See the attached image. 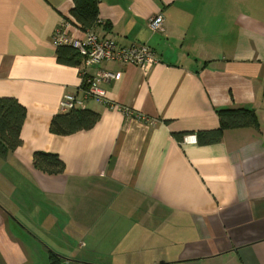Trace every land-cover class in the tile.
I'll return each instance as SVG.
<instances>
[{
    "label": "crops",
    "instance_id": "1",
    "mask_svg": "<svg viewBox=\"0 0 264 264\" xmlns=\"http://www.w3.org/2000/svg\"><path fill=\"white\" fill-rule=\"evenodd\" d=\"M73 0H0V98L27 118L23 144L0 156V264H264V0H99L96 32L159 56L148 74L119 62L61 65L63 20L83 40ZM162 14L163 32L149 21ZM115 74L90 131L51 132L81 73ZM248 108L260 131L228 130L216 145L174 134L217 130L220 109ZM59 155L61 175L33 165ZM126 204L125 210L120 207Z\"/></svg>",
    "mask_w": 264,
    "mask_h": 264
},
{
    "label": "trees",
    "instance_id": "2",
    "mask_svg": "<svg viewBox=\"0 0 264 264\" xmlns=\"http://www.w3.org/2000/svg\"><path fill=\"white\" fill-rule=\"evenodd\" d=\"M74 7L71 15L84 31H94L100 24L99 0H73ZM57 61L61 65L79 67L82 57L71 46H59L56 51ZM220 118V127L212 131L197 133L183 132L174 134L178 141H183L187 135H195L197 144L211 146L223 141L226 131L242 128H253L260 131V122L257 113L248 108L220 109L217 111ZM27 118V111L15 98H0V156L18 149L23 141L21 132ZM101 115L86 108L62 112L53 117L51 132L58 136H71L80 132L90 131L96 127ZM35 169L48 175H61L66 166L57 154L38 152L34 155ZM63 258L51 252V264H62Z\"/></svg>",
    "mask_w": 264,
    "mask_h": 264
},
{
    "label": "built area",
    "instance_id": "3",
    "mask_svg": "<svg viewBox=\"0 0 264 264\" xmlns=\"http://www.w3.org/2000/svg\"><path fill=\"white\" fill-rule=\"evenodd\" d=\"M69 23L63 20L53 35V44L55 47L71 46L76 49L82 57V66L85 68L99 67L105 63L119 62L122 64H131L140 67L145 74L159 63L158 53L145 44H131L128 46H119L111 38H103L97 32L87 31L83 40L77 39L68 33ZM149 28L152 32H163L164 17L162 14L152 18L149 21ZM83 84L79 89L82 97L77 93H66L61 102V111L70 112L76 109L87 107L89 101H95L98 104H104L108 107L121 111L127 118L143 117L128 107L118 106L111 102L105 94L103 85L110 83L115 79V74L109 71H100L97 76L91 77L86 71L81 73ZM191 137L185 139L188 142Z\"/></svg>",
    "mask_w": 264,
    "mask_h": 264
},
{
    "label": "rangeland",
    "instance_id": "4",
    "mask_svg": "<svg viewBox=\"0 0 264 264\" xmlns=\"http://www.w3.org/2000/svg\"><path fill=\"white\" fill-rule=\"evenodd\" d=\"M126 204H130V203H128V202L125 200V201H124V204H123V205H120V207H121L122 209L125 210V207L127 206Z\"/></svg>",
    "mask_w": 264,
    "mask_h": 264
}]
</instances>
